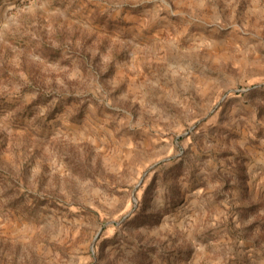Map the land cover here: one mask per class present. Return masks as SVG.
I'll use <instances>...</instances> for the list:
<instances>
[{
  "label": "rangeland",
  "instance_id": "1",
  "mask_svg": "<svg viewBox=\"0 0 264 264\" xmlns=\"http://www.w3.org/2000/svg\"><path fill=\"white\" fill-rule=\"evenodd\" d=\"M0 264H264V0H0Z\"/></svg>",
  "mask_w": 264,
  "mask_h": 264
}]
</instances>
